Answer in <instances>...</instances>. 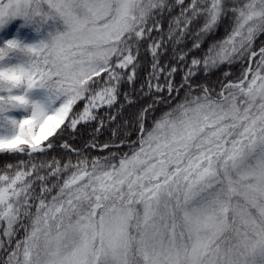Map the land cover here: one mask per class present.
I'll list each match as a JSON object with an SVG mask.
<instances>
[{
  "label": "snow or ice",
  "instance_id": "6c2138e0",
  "mask_svg": "<svg viewBox=\"0 0 264 264\" xmlns=\"http://www.w3.org/2000/svg\"><path fill=\"white\" fill-rule=\"evenodd\" d=\"M0 264H264V0H0Z\"/></svg>",
  "mask_w": 264,
  "mask_h": 264
},
{
  "label": "trees",
  "instance_id": "16d2710c",
  "mask_svg": "<svg viewBox=\"0 0 264 264\" xmlns=\"http://www.w3.org/2000/svg\"><path fill=\"white\" fill-rule=\"evenodd\" d=\"M221 31H222V29H221ZM146 71H147V66L145 65V68L142 70V75ZM137 107H138V105L127 107L124 110L123 115L118 119L117 123H119L123 119H127V118L131 117L133 115V113L136 111ZM82 131L84 132V135L87 136L88 132H90L91 129L90 128H86V129H83ZM107 135H108V133L105 132V137H107Z\"/></svg>",
  "mask_w": 264,
  "mask_h": 264
}]
</instances>
